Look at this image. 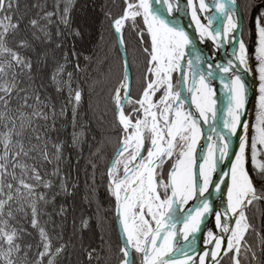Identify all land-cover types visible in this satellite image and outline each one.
<instances>
[{"label":"snow or ice","instance_id":"snow-or-ice-1","mask_svg":"<svg viewBox=\"0 0 264 264\" xmlns=\"http://www.w3.org/2000/svg\"><path fill=\"white\" fill-rule=\"evenodd\" d=\"M21 7L19 0H0V264H58L74 244L71 238L65 241L62 234H49L38 225L36 202L44 194L37 195L36 185L18 179L15 172L20 168L26 174L28 166L20 158L29 151L50 162L35 121L47 122L56 115L54 107L44 111L39 95L21 85V77L32 71L28 52L33 40L40 38L38 32L48 37L39 19L24 23ZM102 7L120 52L121 71L109 94L116 138L98 146L93 155L103 160L104 147L112 149L102 175L112 200L108 211L115 217L118 242L114 246L105 239L106 217L98 209L95 223L102 247L85 250L88 264H264V235L248 215L264 203V185L257 188L249 170L251 165L252 173L264 177V160L257 159L264 152V7L255 19L252 55L258 95L251 140L245 118V75L251 73V66L241 13L250 12L252 3L242 8L237 0H120L119 4L113 0ZM53 14L45 12L43 18ZM67 14L66 5L61 17L65 25ZM185 17L195 25V35L185 25ZM206 41L210 42L207 51L201 47ZM218 52L223 57L217 59ZM133 66L139 69L138 76L134 77ZM63 71L60 65L57 73ZM67 75L64 84L75 127L83 93L79 87L72 89L71 73ZM214 82L221 86L223 107ZM17 98L19 103L13 106ZM66 111L62 107L59 115ZM28 129L37 143L26 149L22 137ZM78 141L74 132L72 142ZM55 148L59 159L61 145ZM91 167L94 181L97 164ZM30 170L35 181L42 180L35 166ZM9 178L16 181L15 189ZM22 189L32 198L28 201L31 226L38 228L39 235L32 260L28 259L32 245L20 243L23 229L10 223L12 202L20 198ZM210 217L213 228L206 226ZM80 224L88 229L89 218H82Z\"/></svg>","mask_w":264,"mask_h":264},{"label":"trees","instance_id":"trees-1","mask_svg":"<svg viewBox=\"0 0 264 264\" xmlns=\"http://www.w3.org/2000/svg\"><path fill=\"white\" fill-rule=\"evenodd\" d=\"M94 1L91 7V0H19L21 11L25 13L24 23L30 18H37L48 32V37L38 32L40 38L33 40L34 47L28 52L32 59V71L21 77V85L29 87L30 92L39 95L40 100L44 102V111L49 112L50 108L54 107L56 115H50L47 122L35 121L42 139L46 141L50 162L42 159L38 152L29 151L27 157L20 158L21 162L28 166L26 174L22 173L20 168L15 169V172L18 179L23 178L26 182L36 185L34 191L37 195L44 194V199L36 202L38 225L44 227L49 234H62L65 241L71 238L74 244V247H70L59 258L58 264H88L85 250L89 247H102L101 233L95 223L98 209L101 210L99 214L106 217L105 239H111L114 246L118 242L115 217L108 211L112 200L102 175L112 149L104 147L103 160L93 153L98 146L116 138L109 94L121 71L118 65L120 52L115 47V37L104 17L105 9L102 7L111 5L113 0ZM237 1L242 8L247 3L253 4L250 12L242 11L247 34L245 42L252 56L256 38L255 19L258 10L264 7V0ZM115 2L119 4L120 0ZM66 5L67 25L61 19ZM45 12L54 14L50 18H43ZM76 31H79V35H76ZM60 65L64 66V71L57 73ZM132 71L134 77L139 75L136 66H133ZM68 73H71L72 89L79 87L83 93L75 127L72 123L69 89L64 84V81L69 80ZM57 82L60 91H57ZM17 103L18 98L14 99L13 106ZM62 107L67 109L65 116L59 115ZM53 121L55 127L52 126ZM2 130L0 127V131ZM74 132L79 134L76 144L72 142ZM34 137L31 129L24 132L22 140L26 149L37 143ZM56 144L61 145L59 159L56 158ZM2 153L3 145L0 144V155ZM260 160H264V153L260 155ZM93 162L97 164L94 181L91 167ZM33 166L42 177L41 181L32 178L30 169ZM9 170L11 171V168ZM250 173L257 188L264 185V177L251 171ZM45 181L50 182L47 188L43 186ZM7 182L13 183V189L17 187L16 181L11 178ZM4 191L7 192V189ZM31 199L27 197L26 190L22 189L20 198L12 202L14 218L10 221L13 226L23 229L20 233L22 247L32 245L28 250L29 260L35 257L39 241L38 228L31 226V208L28 202ZM248 215L257 230L264 235V203L252 208ZM84 217L89 218L88 229L81 228L80 221ZM249 238L254 239V236Z\"/></svg>","mask_w":264,"mask_h":264},{"label":"water","instance_id":"water-1","mask_svg":"<svg viewBox=\"0 0 264 264\" xmlns=\"http://www.w3.org/2000/svg\"><path fill=\"white\" fill-rule=\"evenodd\" d=\"M189 17H185L184 18V23L186 26H188V30L191 34H193V29L191 24L189 23ZM218 59L223 57V52H218ZM246 79L248 82V86H249V99H248V105L246 108V116L245 118L248 120V124L251 127V121H252V117H253V111H254V106H255V98H256V86H257V82L255 80V77L253 75V73L251 72L250 74H246ZM238 147V141L234 140V148ZM227 163V161L225 162Z\"/></svg>","mask_w":264,"mask_h":264},{"label":"bare ground","instance_id":"bare-ground-1","mask_svg":"<svg viewBox=\"0 0 264 264\" xmlns=\"http://www.w3.org/2000/svg\"><path fill=\"white\" fill-rule=\"evenodd\" d=\"M190 20V18H189ZM192 26V29H193V35H195V25L194 24H191ZM209 46H210V42L206 41L203 45H201L202 48H204L206 51L209 50ZM218 53H217V59H218ZM245 80L247 82V79H246V76H245ZM215 83V86H216V89H217V96L219 97V105L221 107H223L225 101H224V97L221 93V86L219 84V82H214ZM247 85H248V82H247ZM248 99H249V86H248ZM247 105H248V100H247V103H246V108H247ZM203 132L205 135H208L210 134L209 132V129L208 127H204L203 129ZM248 137H249V140H251V127L249 125V128H248ZM205 141L202 139L201 143H204ZM226 162V161H225ZM206 226L209 227V228H213L214 227V218H209L207 221H206Z\"/></svg>","mask_w":264,"mask_h":264},{"label":"rangeland","instance_id":"rangeland-1","mask_svg":"<svg viewBox=\"0 0 264 264\" xmlns=\"http://www.w3.org/2000/svg\"><path fill=\"white\" fill-rule=\"evenodd\" d=\"M238 2V1H237ZM94 3H95V1L94 0H91V2H90V4L89 5H91V7H92V5H94ZM90 7V8H91ZM242 14V13H241ZM255 34H256V28H255ZM256 39H257V37L255 38V45H256ZM255 45H253L254 46V49H255ZM248 47V46H247ZM249 65L251 66V72L253 73V75H254V77H255V80H256V82H257V85H258V79H257V73H256V60H255V57H254V55H250L249 54ZM256 97H257V95H258V91H257V86H256ZM255 114H256V98H255V106H254V111H253V117H252V121H251V137H252V135H253V128H252V125H253V123L255 122ZM258 148H259V145H258ZM262 153H264V152H259L258 153V156H257V159L258 160H260V155L262 154ZM249 170L251 171V165H249ZM253 181H254V183H255V185H256V181H255V179H254V177H253ZM257 186V185H256Z\"/></svg>","mask_w":264,"mask_h":264}]
</instances>
